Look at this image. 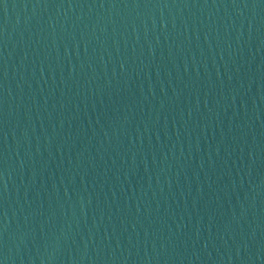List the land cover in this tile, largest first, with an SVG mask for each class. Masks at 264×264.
I'll list each match as a JSON object with an SVG mask.
<instances>
[{
    "label": "water",
    "instance_id": "1",
    "mask_svg": "<svg viewBox=\"0 0 264 264\" xmlns=\"http://www.w3.org/2000/svg\"><path fill=\"white\" fill-rule=\"evenodd\" d=\"M84 0H0V264H100Z\"/></svg>",
    "mask_w": 264,
    "mask_h": 264
}]
</instances>
